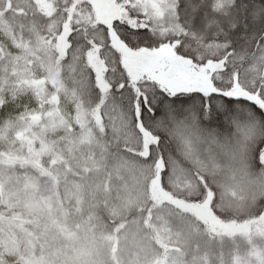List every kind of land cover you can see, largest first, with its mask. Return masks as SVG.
Returning <instances> with one entry per match:
<instances>
[{
	"label": "snow or ice",
	"instance_id": "obj_1",
	"mask_svg": "<svg viewBox=\"0 0 264 264\" xmlns=\"http://www.w3.org/2000/svg\"><path fill=\"white\" fill-rule=\"evenodd\" d=\"M0 264H264V0H0Z\"/></svg>",
	"mask_w": 264,
	"mask_h": 264
}]
</instances>
